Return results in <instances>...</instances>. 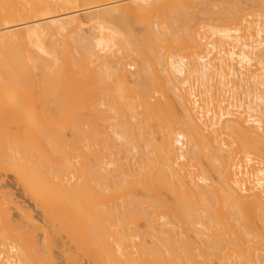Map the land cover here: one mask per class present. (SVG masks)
<instances>
[{"label":"bare ground","instance_id":"1","mask_svg":"<svg viewBox=\"0 0 264 264\" xmlns=\"http://www.w3.org/2000/svg\"><path fill=\"white\" fill-rule=\"evenodd\" d=\"M251 1L0 0V264L263 263Z\"/></svg>","mask_w":264,"mask_h":264},{"label":"rangeland","instance_id":"2","mask_svg":"<svg viewBox=\"0 0 264 264\" xmlns=\"http://www.w3.org/2000/svg\"><path fill=\"white\" fill-rule=\"evenodd\" d=\"M241 4H242L244 7H246V6H250V5L252 4V1H251V0H249V1L242 0ZM207 7H208L209 9H213V10L216 9V7H213V6H207ZM252 11H255V9L252 8V7H249V8H247V9L245 10V12H252ZM192 15H193V19H194L193 22H194L196 25L201 24V25L204 27L203 30L206 29V27H207L208 25H210V24L213 23V21L211 20V18L206 14V10H205V9H196V10L192 13ZM245 18H246L248 21H251V20H254V19L259 20V19L256 18L255 16H251V15H248V16H246ZM87 33H88L87 31L84 32V34H87ZM260 37L264 39V33H262V34L260 35ZM239 91H240V90H239ZM237 93H238V92H237ZM123 155H124V157H125V155L127 156V155H129V154H125V153H124ZM128 162H129V165H130V166H131V164H132V166H134L133 163H132L133 161H128V160L126 161V160H123V161H122V164H123V168H124V169L127 168V166H128ZM111 168H112L111 166H108V167L106 168V170L109 171V170H111ZM3 185H4V189L7 190V191H9V192H11V193L14 195L15 199H16V200H17V201H18V202H19V203L25 208V210L30 211V212L32 213V216H33L35 222H36L37 224H40V223L42 222V220H43L41 214H40L39 212L35 211V210L33 209V207H32V204L22 196V194H21V192H20L18 186L14 183V181H13L10 177H8V178H6V179L3 180ZM11 213H12V215H13L14 220H18V218H19V216H20V213H19L17 210H15V209H11ZM42 237H43V234H42V233H40V232L37 233V238H38L39 240H41ZM134 242H135L136 244H139V240H138V239H134ZM145 243H146V244H149V241L147 240ZM132 250L136 252L137 250H139V246L134 247ZM54 255H55V263H54V264H70V263L64 258V256H63L62 254H60L59 252L55 251V252H54ZM134 256H135V254H134ZM262 261H263L262 264H264V258H262ZM83 264H88V263H87V262H83Z\"/></svg>","mask_w":264,"mask_h":264}]
</instances>
